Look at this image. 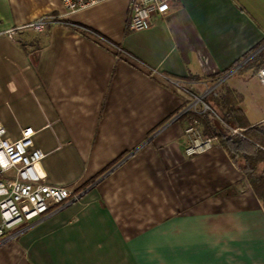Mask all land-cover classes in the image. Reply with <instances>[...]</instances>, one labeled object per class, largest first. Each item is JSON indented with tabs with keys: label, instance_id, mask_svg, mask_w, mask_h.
<instances>
[{
	"label": "crops",
	"instance_id": "1",
	"mask_svg": "<svg viewBox=\"0 0 264 264\" xmlns=\"http://www.w3.org/2000/svg\"><path fill=\"white\" fill-rule=\"evenodd\" d=\"M46 14L58 18L47 30L0 35V123L34 127V146L51 149L37 170L78 196L19 224L0 264H264L261 201L219 139L185 154L187 97L168 80L200 96L233 90L246 127L264 128V90L243 66L264 51V0H170L142 30L127 27L129 0L71 13L0 0V30Z\"/></svg>",
	"mask_w": 264,
	"mask_h": 264
},
{
	"label": "built area",
	"instance_id": "2",
	"mask_svg": "<svg viewBox=\"0 0 264 264\" xmlns=\"http://www.w3.org/2000/svg\"><path fill=\"white\" fill-rule=\"evenodd\" d=\"M65 13L89 7L103 0H60ZM170 0H129L130 15L127 27L129 30H142L150 25L152 16L163 17L169 9ZM58 20L46 14L24 26L10 28L1 34L12 37L23 27L43 31L48 24ZM83 33L93 34L87 28H78ZM233 70V69H232ZM224 72L217 82L233 71ZM264 90V64L255 73ZM169 82L187 97L182 113L196 114L210 110L203 95L215 94L213 88L206 89L204 94L196 95L187 90L183 82L168 79ZM36 130L32 126L24 127L16 134H9L0 123V244L12 240L20 232L16 227L24 221L32 222L45 218L55 209L78 196L70 187L55 186L45 182L44 176L36 166L51 152L45 147H35L33 136ZM232 134H240L239 128L231 130ZM184 152L192 157L212 149L217 143L216 137L204 135L198 127V120L190 116L189 124L183 132Z\"/></svg>",
	"mask_w": 264,
	"mask_h": 264
},
{
	"label": "trees",
	"instance_id": "3",
	"mask_svg": "<svg viewBox=\"0 0 264 264\" xmlns=\"http://www.w3.org/2000/svg\"><path fill=\"white\" fill-rule=\"evenodd\" d=\"M51 14L56 15L55 13ZM75 26L77 28H85L81 25ZM47 29H49L48 26L46 27ZM18 45L22 50L28 52L26 42L19 39ZM263 54V50L257 52L243 66L255 65L257 71L263 65ZM184 79L194 81L197 77L188 76ZM230 97H233L232 101ZM207 98L206 102L209 104L210 110L187 114L185 116V119H188L186 122L189 124L190 116L195 117L200 123V128L204 135L216 137L220 140L225 151L246 175L254 193L264 208V128L261 125L246 127L245 116L242 108L237 105L238 100L233 90L224 89V92H218L216 95L210 94ZM216 115L220 118L219 122L222 121L231 127H241L243 129L241 133L244 137L229 135L226 130H219L216 123L211 119L215 118Z\"/></svg>",
	"mask_w": 264,
	"mask_h": 264
}]
</instances>
